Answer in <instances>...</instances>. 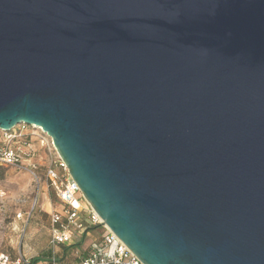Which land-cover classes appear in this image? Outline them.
I'll list each match as a JSON object with an SVG mask.
<instances>
[{
  "label": "water",
  "instance_id": "1",
  "mask_svg": "<svg viewBox=\"0 0 264 264\" xmlns=\"http://www.w3.org/2000/svg\"><path fill=\"white\" fill-rule=\"evenodd\" d=\"M21 125L143 264H264V0H0Z\"/></svg>",
  "mask_w": 264,
  "mask_h": 264
},
{
  "label": "rangeland",
  "instance_id": "2",
  "mask_svg": "<svg viewBox=\"0 0 264 264\" xmlns=\"http://www.w3.org/2000/svg\"><path fill=\"white\" fill-rule=\"evenodd\" d=\"M27 132L34 134L35 130L28 128ZM33 143L37 150L36 170L0 167V255H9L13 259L21 256L31 260L39 258L40 263L56 257L66 264L70 254H67L66 246L51 245V214L62 207L45 178L49 154L36 136ZM94 234L103 236L102 227L94 228ZM75 247L71 258L86 255V244L76 243Z\"/></svg>",
  "mask_w": 264,
  "mask_h": 264
},
{
  "label": "built area",
  "instance_id": "3",
  "mask_svg": "<svg viewBox=\"0 0 264 264\" xmlns=\"http://www.w3.org/2000/svg\"><path fill=\"white\" fill-rule=\"evenodd\" d=\"M28 128L35 130L34 134L27 132ZM41 140L47 149L49 160L45 166V178L48 187L54 190L62 205V210L51 214L52 235L51 245L59 247L71 242V229L76 227L82 230L86 227L81 221V214H87V224L103 226L99 215L82 195L79 186L70 175L65 162L60 158L53 141L42 130L25 125L17 126L10 132L1 131L0 135V166H10L20 169L36 170L34 164L36 148L33 137ZM104 227V226H103ZM107 234L103 238V249L111 248V253L91 251L79 257V264H143L117 236L107 227ZM0 264H34L31 259L21 256L12 259L0 255ZM44 264H64L56 257Z\"/></svg>",
  "mask_w": 264,
  "mask_h": 264
},
{
  "label": "crops",
  "instance_id": "4",
  "mask_svg": "<svg viewBox=\"0 0 264 264\" xmlns=\"http://www.w3.org/2000/svg\"><path fill=\"white\" fill-rule=\"evenodd\" d=\"M61 207H62V205H61ZM61 210H62V208H61ZM87 217H88L87 214H81V221L85 222L86 227L82 230H79L76 227H72V229H71V242L69 244L62 245V246H66L65 250L67 251V254L70 253L67 257L68 263H66V264H79L81 261L80 258L79 259L78 258L77 259L71 258L72 253L74 255V249L76 248L75 247L76 243L86 244L87 245V249H86L87 252H91V251H95V250H98V251L104 250L103 249V238L107 234L106 228H104L103 226H92L90 224H87V221H86ZM96 227H102V235L103 236H97L94 234V228H96ZM104 252L105 253H111L112 249L107 248L104 250ZM9 257L12 258L11 256H9ZM59 259L60 258H58V260ZM39 264H43V263H39Z\"/></svg>",
  "mask_w": 264,
  "mask_h": 264
},
{
  "label": "trees",
  "instance_id": "5",
  "mask_svg": "<svg viewBox=\"0 0 264 264\" xmlns=\"http://www.w3.org/2000/svg\"><path fill=\"white\" fill-rule=\"evenodd\" d=\"M0 167H2V166H0ZM52 258H53V257H52ZM52 258H50L49 260H51ZM49 260H48V261H49ZM48 261L43 262V264L46 263V262H48ZM32 262H33L34 264H39V263L41 262V259L36 258V259H33ZM61 263H62V262H61Z\"/></svg>",
  "mask_w": 264,
  "mask_h": 264
}]
</instances>
